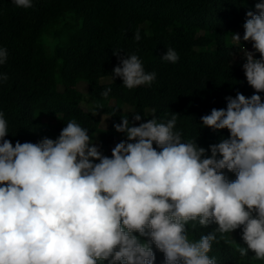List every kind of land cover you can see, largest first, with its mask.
<instances>
[{
  "label": "clouds",
  "instance_id": "obj_1",
  "mask_svg": "<svg viewBox=\"0 0 264 264\" xmlns=\"http://www.w3.org/2000/svg\"><path fill=\"white\" fill-rule=\"evenodd\" d=\"M14 3L33 6L32 0ZM246 16L242 39L254 51L241 45L238 33L231 39L255 92L226 97V109L201 117L203 127L229 132L207 150L182 140L175 114L167 123L153 116L138 126L121 117L114 128L126 139L111 157L75 120L55 140L13 145L5 139L8 122L0 112V264H155L153 245L164 264H217L209 256L213 244L230 242L237 229L247 245L236 247L239 257L251 251V260L264 261V102L258 94L264 92V2ZM7 55L0 48V64ZM162 59L176 63L179 56L168 48ZM112 77L134 89L150 85L156 74L146 73L132 54ZM2 80L7 76L0 74ZM212 224L211 232L192 238L197 226Z\"/></svg>",
  "mask_w": 264,
  "mask_h": 264
},
{
  "label": "trees",
  "instance_id": "obj_2",
  "mask_svg": "<svg viewBox=\"0 0 264 264\" xmlns=\"http://www.w3.org/2000/svg\"><path fill=\"white\" fill-rule=\"evenodd\" d=\"M257 2L264 0H32L33 6L24 9L14 0H0V48L8 53L0 64V74L7 76L0 81V112L9 129L5 139L13 145L39 143L45 137L55 140L75 120L101 153L111 157V145L126 139L114 128L121 117L138 126L153 116L167 123L175 114V130L182 140H195L209 149L229 132L203 127L201 117L214 108L226 109V97L235 98L238 92L251 97L255 92L236 61L242 53L231 36L244 26L246 13L255 12ZM46 35L57 38L53 50ZM168 48L177 52L176 63L162 59ZM132 54L140 58L146 73L156 74L150 85L127 89L119 77L102 81ZM81 82L88 84L93 108L110 117L107 127L83 106ZM108 88L109 96L102 97ZM258 94L264 102V92ZM124 105L131 109L125 111ZM135 114L144 119L133 121ZM224 172L229 180L235 179L234 173ZM215 227L197 226L192 238ZM228 238L230 242L214 243L209 253L217 264H264L251 260V251L249 257H239L236 247H247L242 229ZM152 247L155 264H164L163 253Z\"/></svg>",
  "mask_w": 264,
  "mask_h": 264
},
{
  "label": "rangeland",
  "instance_id": "obj_3",
  "mask_svg": "<svg viewBox=\"0 0 264 264\" xmlns=\"http://www.w3.org/2000/svg\"><path fill=\"white\" fill-rule=\"evenodd\" d=\"M248 3H251L253 2V0H247ZM234 33H238L240 36H241V45L246 48L248 51H254L253 48H252V44L251 42H245L243 41L242 37H243V34H244V27H237L235 29V32ZM45 41L48 45V47L50 48V50H53L54 47H55V44L57 42V38H53L51 37L50 35H46L45 36ZM256 58H259V53H256ZM236 61L240 64H244L246 62L245 58L243 57V54L242 55H239L236 57ZM112 76L111 77H103L102 78V81L103 82H109L112 80ZM61 89H62V86H60ZM79 89L81 91H83V93L85 94V103H83V106L92 111L96 116H98L100 119H101V127H107L109 125V122H110V117L108 115H105L103 113H100L98 110H95L92 106V102H91V99L90 97L88 96V84L86 82H81L79 84ZM131 109L130 106L128 105H124V110L125 111H129ZM117 143V142H116ZM114 148V144L111 145V148ZM112 148V149H113Z\"/></svg>",
  "mask_w": 264,
  "mask_h": 264
}]
</instances>
